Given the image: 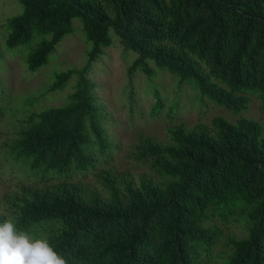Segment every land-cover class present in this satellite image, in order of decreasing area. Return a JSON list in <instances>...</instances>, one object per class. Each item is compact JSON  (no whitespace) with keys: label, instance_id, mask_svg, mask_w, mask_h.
<instances>
[{"label":"trees","instance_id":"obj_1","mask_svg":"<svg viewBox=\"0 0 264 264\" xmlns=\"http://www.w3.org/2000/svg\"><path fill=\"white\" fill-rule=\"evenodd\" d=\"M20 2L24 12L7 19L5 44L17 50L38 39L25 60L30 73L48 66L76 18L89 50L82 68L59 72L47 90L61 92L75 77L67 102L29 114L18 138L0 146L2 160L46 184L5 196L0 264H264L261 125L220 116L191 130L171 126L167 142L141 137L131 155L149 172L119 175L107 167L114 146L87 77L113 31L137 56L130 76L168 72L231 112L258 94L264 111V0ZM93 170L98 187L76 182ZM232 222L245 237L225 236Z\"/></svg>","mask_w":264,"mask_h":264},{"label":"rangeland","instance_id":"obj_2","mask_svg":"<svg viewBox=\"0 0 264 264\" xmlns=\"http://www.w3.org/2000/svg\"><path fill=\"white\" fill-rule=\"evenodd\" d=\"M24 6L20 0H0V146L27 128L24 122L29 114L45 108H57L67 102L73 91L76 78L73 77L63 91L48 94L54 76L67 70H78L86 63V52L89 50L82 31V22L76 18L72 21V33L56 48L50 57L48 66L36 73L27 70L25 60L35 48L38 39L32 44L17 50H9L5 41L8 34L5 24L7 19L23 14ZM110 31L112 45L104 49L103 54L91 64L87 75L92 82L98 104L102 107L101 126L106 139L114 146L111 152L110 165L120 174L127 173L138 179L149 170L135 162L131 155L141 137H152L167 142V130L171 126L183 124L188 130L196 125L211 124L215 117H224L232 122L239 118H248L258 122L263 130V102L259 95H250L249 108L231 112L201 98L194 82L180 85L178 78L168 72L158 71L148 77L141 71L133 76L128 73L129 67L137 58L133 51H125L118 38ZM152 66H154L151 63ZM161 101V108L156 107ZM0 153V213L6 215L3 200L8 193L17 192L22 186L43 187L33 175L21 172L22 165L6 163ZM105 165H99V169ZM95 171L87 176H78L76 182L95 184ZM7 216V215H6ZM226 237L242 238L246 232L241 225L232 222L224 230ZM16 242L33 243L28 237ZM44 241L36 239V243ZM225 242V240H224ZM221 251V249H217ZM226 253V249L224 248ZM223 262V259H220Z\"/></svg>","mask_w":264,"mask_h":264}]
</instances>
